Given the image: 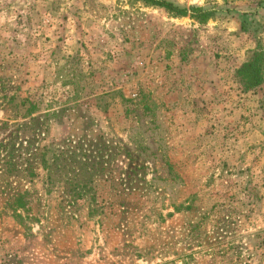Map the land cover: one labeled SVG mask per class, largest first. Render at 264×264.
<instances>
[{
	"label": "rangeland",
	"instance_id": "1",
	"mask_svg": "<svg viewBox=\"0 0 264 264\" xmlns=\"http://www.w3.org/2000/svg\"><path fill=\"white\" fill-rule=\"evenodd\" d=\"M155 1L0 0V264H264V0Z\"/></svg>",
	"mask_w": 264,
	"mask_h": 264
},
{
	"label": "trees",
	"instance_id": "2",
	"mask_svg": "<svg viewBox=\"0 0 264 264\" xmlns=\"http://www.w3.org/2000/svg\"><path fill=\"white\" fill-rule=\"evenodd\" d=\"M146 1L153 5L165 7L169 10L174 9L172 4L167 3L165 1H155V0H146ZM238 78L246 92L254 90L264 83V49H261L259 52H256L250 60H247V62L243 64V66L238 71ZM50 153H53L52 154L53 160L55 159V161H61L62 163L65 164V167L67 166V163L69 164V162L71 161V158L66 154L65 151L58 152V151H52L50 149H47L45 153H43V160H42L43 163L45 164V167H47L45 168L47 170H48L49 161L45 160V157H47V155H49ZM75 163H78V162H75ZM49 179L52 181V176H50ZM82 189L84 188L80 186H76L73 188L72 191H70V189L65 185V190H66L65 192L67 195H66V198L63 197L62 202L65 200L66 203L71 205V204L77 203L78 200H83L85 198V195L83 194ZM91 200L94 201L93 198H91ZM28 204L29 202L27 200L26 194H23V195L21 194L16 199L15 204H14L15 205L14 207L15 217L19 220L20 224L23 225L24 227H27L25 225L26 222L33 223L34 221L35 222L40 221L39 218L32 217L30 215L31 213L29 211L30 209L28 208ZM19 209L25 210V213L27 215L23 216L22 214L18 213Z\"/></svg>",
	"mask_w": 264,
	"mask_h": 264
}]
</instances>
